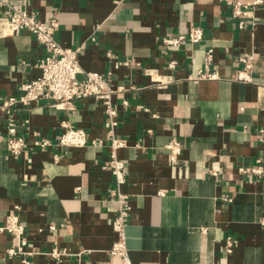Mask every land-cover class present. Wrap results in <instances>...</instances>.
<instances>
[{"label":"crops","instance_id":"obj_1","mask_svg":"<svg viewBox=\"0 0 264 264\" xmlns=\"http://www.w3.org/2000/svg\"><path fill=\"white\" fill-rule=\"evenodd\" d=\"M7 1L46 22L56 17L60 45H84L82 69L122 88L112 98L118 111L113 132L128 142L118 156L128 169L122 190L131 204V264H264V176L239 173L242 165L264 160V5L253 11L254 27L241 30L232 7H252L255 0ZM5 12L0 8V16ZM192 24L204 30L201 43H165L187 35ZM210 48L217 78L190 80L204 69ZM44 55L27 31L0 37V100L20 96L23 85L41 75ZM245 55L253 56L251 83L237 80ZM172 61L175 69L168 67ZM146 69L156 71L158 82ZM161 78L169 81L161 84ZM0 119V225L9 214L25 224L34 253L28 263L123 264L110 256L118 204L110 196L114 177L104 168L110 126L103 103L85 98L67 110L42 100L0 112ZM8 119L26 140L18 157L7 152ZM65 121L104 144L58 147ZM173 138L184 145L177 165L168 160ZM37 139L52 146L40 148ZM228 238L236 243L231 253ZM12 243L10 234L0 233V264H23L6 257ZM54 247L65 253L59 260L45 254Z\"/></svg>","mask_w":264,"mask_h":264},{"label":"built area","instance_id":"obj_2","mask_svg":"<svg viewBox=\"0 0 264 264\" xmlns=\"http://www.w3.org/2000/svg\"><path fill=\"white\" fill-rule=\"evenodd\" d=\"M264 5V0H255L252 7L248 5H234L231 10L230 17L236 21L239 29L253 28L255 25L253 15L256 6ZM0 8H6L3 16H0V37H8L17 35L23 31L31 33L35 39L42 45L45 50V55L38 63L41 70V75L25 83L22 87L23 93L20 96L5 97L0 100V112L11 114L19 105L28 106L32 103L47 100L53 103L62 104L65 109L73 110L76 101L85 98H94L103 103L107 116V121L110 126L109 130V157L105 169H109L114 177L115 186L110 190V196L118 204V213L113 221V228L117 235V239L110 250L111 257L122 259L123 264H131L128 245L126 238V227L128 225L131 204L130 196L123 192L122 187L126 184L128 178V169L123 160L118 156V151L127 146L128 142L125 138L115 135L113 129L118 125V111L113 105V95L122 91V88L114 89L111 84L110 77L97 72L84 71L80 64V55L84 50V45L76 49H67L60 45L56 38L60 24L56 17L51 21L46 22L38 19L35 13L27 9H19L18 7L10 6L7 0H0ZM92 41L95 38L92 37ZM204 40L203 28L191 25L187 35H179L178 37L169 38L165 43L179 46L185 41L191 44H199ZM111 56V55H109ZM243 64V69L238 75V81L242 83L252 82L253 56L245 55L239 58ZM213 62V49H208L205 53L204 69L198 73L196 77H191L192 81L202 79H215L217 75L211 72ZM132 61H126L124 65H130ZM169 69H175L177 62L172 61L168 64ZM146 75H149L154 82L157 75L153 69H146ZM79 75H84V79H80ZM169 81V80H167ZM166 79L159 80L163 84ZM124 105H128V101H123ZM139 109H144L139 106ZM0 119V124H1ZM6 148L7 152L13 156H21L26 147L25 138L18 133L19 127L13 119L6 120ZM64 132L62 133L57 146L62 149L66 148H85L91 146H102L104 143L101 140H91L84 129L75 128L70 122L62 123ZM264 132V130H260ZM35 145L40 148L52 146L49 139H37ZM168 160L170 164L177 165L183 153L184 145L180 139L173 138L167 145ZM60 156L56 157L59 161ZM239 173L243 176H253L261 179L264 176V160L261 158L251 165H242L239 168ZM210 174L216 176L217 173L213 170ZM51 230L55 229L54 225L50 226ZM0 233H8L13 238L11 247L6 250L8 259L19 258L21 263L29 264L30 257L34 253L28 250V239L26 236V226L15 214H9L5 217V221L0 225ZM232 238L227 239V252L231 253L235 245ZM54 260H59L64 252L59 251L57 247L52 248L45 253Z\"/></svg>","mask_w":264,"mask_h":264}]
</instances>
